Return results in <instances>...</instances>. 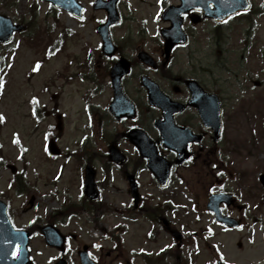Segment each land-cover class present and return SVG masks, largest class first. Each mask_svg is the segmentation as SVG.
<instances>
[{"label": "rangeland", "instance_id": "obj_1", "mask_svg": "<svg viewBox=\"0 0 264 264\" xmlns=\"http://www.w3.org/2000/svg\"><path fill=\"white\" fill-rule=\"evenodd\" d=\"M81 1L86 6V15L83 21L78 22L70 19L67 14H60L57 18L48 15L47 6L33 0H0V14H6L17 21L26 19V22H29V13L35 9V24L42 23L44 27L45 24L58 23L67 28H74L79 41L75 43L73 50L78 53L85 44L93 48L98 47L100 39L95 32L96 21L103 20L104 17V14L92 9L93 0ZM158 1L122 0L124 22L122 26L113 29L115 38L122 43L135 38L144 23L143 20H147L149 33L156 36L155 28L165 26L164 22L154 20L159 10ZM252 2V13L229 20L222 27V35L218 40L214 23L207 21L196 27L192 30L194 39L186 48L181 49L178 55L183 67L189 65L191 52H197V60L204 65H210L204 67L209 72L206 77L208 87L211 91L221 92L227 105L223 116L224 136L217 147L223 153H218L217 159L228 162L223 184L237 194L243 206L241 211L234 212L243 222L241 229L226 230L216 226L206 212V203L209 185L215 183L220 171L215 168L213 171L212 167L207 169L206 175L192 174L190 170L182 172L185 183L179 187V200L188 208L179 210L177 230L185 235H196V246H187L183 251L186 256L190 253L197 254L193 257L195 264H215V261L222 257L231 264H264V226L255 220L256 215L261 214L259 211L262 206L263 188L259 175L264 174V0ZM164 3L167 6L171 3L177 4L175 0H164ZM9 5H12V8ZM16 40V48H0V79L3 80V87L0 88V115L4 117L0 121V158L4 162V165L0 166V193H9L8 197L4 198H9L5 201L9 206L12 221L17 228L24 229L37 217L40 218L37 225H46L49 216H55L57 211L71 204H78L81 200L83 175L75 159L46 157L48 141L45 131L48 124H54V136L62 135L56 146L66 153L77 150L79 143L86 142L91 152V147L101 152L105 150L106 145L101 139L102 129L97 120L93 121L87 112L83 100V95L96 86L89 82L68 85L67 82L63 84L62 80H58L57 74L66 64L65 59L50 61L33 74L32 70L36 62L41 60L43 53L38 47L27 46L25 39L20 35H17ZM217 41L220 47L215 45ZM216 48L223 52L218 53ZM53 80L55 85L47 90L48 82ZM97 82L100 83L98 80ZM111 97L110 89L104 88L92 101L100 113H103ZM36 98L40 108L46 113L45 122L40 124L31 118L32 103ZM55 109L60 110L56 118L53 117ZM50 111V117L47 119V112ZM104 118L105 121H111ZM114 127L111 123L109 130L112 131ZM123 148L127 149L125 145ZM133 154L132 151L130 155L134 160ZM99 167L102 169L98 181L103 188V203L107 208L101 217V223L85 224L81 222L85 219L80 215L57 220L62 231L70 237L75 235L71 240L69 263L79 264L76 255L78 247L96 244L94 255L98 258L102 256L107 264H145L139 256L130 251L134 249L138 252L139 248L144 247L150 252H158L173 240L165 232L158 230L161 237L157 243L146 241L144 246L142 239L126 235L125 242L119 241L115 248L117 243L106 239L105 233L123 223L121 217L115 216L114 212L124 208L129 198L121 177L115 173L112 183L114 185L109 186L105 181L107 176L100 160ZM12 168L18 170V173L24 172L25 179L35 185L36 192L32 199L30 197L28 200L30 202L26 201L25 196L16 195L14 191L9 190V182L14 176ZM141 181L145 184L147 196L153 197L151 204H156L158 198L168 193L158 192L151 185L149 174L143 173ZM101 227L105 229L102 232L99 230ZM145 228L146 233L149 232L147 224ZM139 235H144V231ZM238 243H242V248L237 247ZM30 246L34 264H52L57 258L58 252L50 248L40 235L36 236ZM108 253H111L109 258ZM184 261L185 257L181 262Z\"/></svg>", "mask_w": 264, "mask_h": 264}, {"label": "flooded vegetation", "instance_id": "obj_2", "mask_svg": "<svg viewBox=\"0 0 264 264\" xmlns=\"http://www.w3.org/2000/svg\"><path fill=\"white\" fill-rule=\"evenodd\" d=\"M154 42L157 47L154 49H150V51L146 49L148 44L150 43L148 40L140 41L137 44L136 48L132 49L134 54L131 57H129L132 64V73L124 77L122 81L125 93L129 97H131L130 95L132 92L133 93L138 92L137 94H141L140 99L144 102L145 99H147V94L145 89L141 86V84L139 86L134 85L132 81L135 79V80H139L140 82L143 76H147L158 85L159 89L168 98L170 102L180 103L188 107L183 112L177 114L174 117V123L171 122L163 123L164 116L160 109H149L148 110L149 112H145L144 110L147 107L146 105L145 106L142 105L144 108L141 112H139V108L137 109L138 117L135 121L123 120L119 123L124 122V124H126V122H129L133 125V127H139V125L140 126L143 125L141 127H144L146 131L150 133V136L153 137L154 141L157 143L159 147L162 156L172 164H175L176 154L173 151L166 149L161 145V139H162L161 134L166 135L168 137L167 141L170 142L185 141L188 139V135L185 129H189L197 138L199 137L201 139L200 142L197 143H194L195 139L191 141V144L189 146V153H190L189 162L184 163L180 166H173L170 183L167 188L162 189L160 185L153 179L155 181L154 184H157L156 189L158 192H164V193L168 192L167 194L162 195L161 198H158L157 200L158 208L156 207V212L153 209V207L150 205V201L153 200V197L147 196V193L145 192L146 189L145 184H142L139 208L138 209L134 207L129 208V211L127 213L128 223L126 224L125 229L122 230V234L125 233L124 236L128 235L131 238H138L139 233L141 231L145 232L146 229L145 225L148 223V221L152 220L151 222H155V221L158 222V220H161L162 218L177 213L178 197H179L178 185L179 182L185 183L184 177L181 176L182 172H187V170H190L192 174L206 175L207 169L213 167V171L216 169L220 172H218V175L215 178V183L210 184L209 188L221 192L224 183L223 176L225 174L226 171L225 169L227 164L226 160L221 161L217 159V154L218 153L221 154L223 153V151L218 150L217 147L219 144L216 141L213 140L214 142L211 143V140L213 139L211 131L205 127L202 118L198 112V109H200L204 115L207 116L210 114L209 109H211V102L208 95L212 93L210 88H208L207 86L208 84L206 82V76L205 75L202 76L201 74H198L197 70L179 72L178 70H176L177 66L172 59H171L172 61L170 60L169 63L165 62L164 54H163V45L161 44L162 42L160 43V41L158 40H155ZM62 47L63 46L61 45L60 49H62ZM139 50L149 52L150 55L153 56V58L156 60L157 66L155 68H152L151 66L138 61L136 54ZM114 64L115 63H113L112 66ZM189 80L197 81L198 84L202 87L203 93L197 92V94L196 93L192 94L189 91L187 85V81ZM136 101L137 100H135V102ZM191 101L193 103H191ZM137 107L138 106H136V108ZM146 118L150 119L151 121L150 125H145ZM156 121H159L158 123L162 122L160 124L159 129L155 127ZM130 129L131 126L125 125L121 131H119V128L112 130L111 136H113V142L117 143L118 138L121 137L122 143L123 142L125 143V140H123L122 137L123 136L126 137V134ZM221 148L223 149L222 146ZM126 155L128 161H130V157L128 156V154ZM93 162L94 159H92V163ZM144 162L142 163L141 161H138L137 163H134L130 167L133 174L138 176V173L141 171V169L144 170L146 168L147 164L146 162L145 163ZM112 168H114V166ZM115 168H117L116 170L120 173L123 172H124L123 174L126 173V170H123L122 168L119 167H115ZM213 171H211V173ZM227 192L234 194L231 191H227ZM234 196L237 199L235 194ZM262 197L264 198V194H262ZM236 209H241V208L238 205H236L235 208L225 209V212L226 214L232 216V212L235 211ZM259 212L262 213L263 216L262 220H264V204L260 207ZM167 219H168V226H165V228L166 231L169 232L172 230L171 227L174 225V221L172 218H167ZM108 235H109L108 238H111L112 235H114L113 229H108ZM142 238H144L145 241V233L142 236ZM98 264H100V262H98ZM101 264H103V262H101Z\"/></svg>", "mask_w": 264, "mask_h": 264}, {"label": "water", "instance_id": "obj_3", "mask_svg": "<svg viewBox=\"0 0 264 264\" xmlns=\"http://www.w3.org/2000/svg\"><path fill=\"white\" fill-rule=\"evenodd\" d=\"M194 1L198 2L201 0H184V9H195ZM116 2L117 0H113V6L116 4ZM210 2L214 3L217 6H221L222 8L228 6L232 7L233 9L229 12H226V14L223 16H220L219 14L214 15V18L219 21L223 20L232 13L246 10L248 8V3L246 0H210ZM212 14H215V12H213ZM2 21L3 19H0V42H8L11 38L12 32L14 30L20 31L21 28H12L10 25H8V22L3 23V25L1 26ZM109 24L110 23H108L106 27ZM179 24L180 22L177 23V26H179ZM114 88L115 101L112 104L111 109L113 110V112H116V108L119 102H121V98H123L122 90L120 88L119 76L115 78ZM150 95L152 101H154L156 98L155 92L151 91ZM143 140L144 141H141L139 138L134 137L132 141L140 149L141 154L149 159V167L156 173V176L158 177L159 181L161 183H164L165 181H167L166 179H168L170 165L158 157L156 148L153 144H151L146 139ZM111 158L116 162H121L122 160V157L116 152H113ZM183 159H185V157L180 158L178 162L181 163ZM155 168L160 169V173L157 172ZM89 174L90 175L88 176V188H90V185H92V180L94 176V173L89 172ZM225 222L228 223L231 227H233V224L229 221ZM44 231L46 232V236L49 238L50 243H52L51 239L55 240L57 238H61L54 228L50 227ZM28 242V233L15 231L13 229L6 214V206L3 202H0V264H31V261L29 259ZM18 245L20 246L19 256L15 257L14 253L16 252Z\"/></svg>", "mask_w": 264, "mask_h": 264}, {"label": "snow or ice", "instance_id": "obj_4", "mask_svg": "<svg viewBox=\"0 0 264 264\" xmlns=\"http://www.w3.org/2000/svg\"><path fill=\"white\" fill-rule=\"evenodd\" d=\"M38 68H39V62H37L36 69H34V71L37 70ZM2 87H3V80L0 79V88H2ZM3 119H4V117L2 115H0V121H2ZM16 142H18V141H16ZM97 247H98V245H97ZM14 255H15V253H14Z\"/></svg>", "mask_w": 264, "mask_h": 264}]
</instances>
